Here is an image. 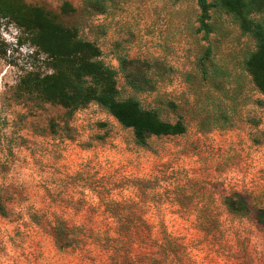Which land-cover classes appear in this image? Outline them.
I'll return each instance as SVG.
<instances>
[{
    "label": "rangeland",
    "instance_id": "obj_1",
    "mask_svg": "<svg viewBox=\"0 0 264 264\" xmlns=\"http://www.w3.org/2000/svg\"><path fill=\"white\" fill-rule=\"evenodd\" d=\"M23 1L96 43L118 71L121 99L134 96L187 129L140 147L96 103L70 114L21 94V77L50 69L0 15V264H130L108 240L117 237L111 202L137 206L160 242L185 245L192 264H264V224L223 204L240 192L264 208V95L245 69L255 42L220 0H209L208 35L197 0H102L104 13L93 0ZM120 57L145 63L154 90L129 88ZM62 220L80 240L61 250L51 227Z\"/></svg>",
    "mask_w": 264,
    "mask_h": 264
},
{
    "label": "trees",
    "instance_id": "obj_2",
    "mask_svg": "<svg viewBox=\"0 0 264 264\" xmlns=\"http://www.w3.org/2000/svg\"><path fill=\"white\" fill-rule=\"evenodd\" d=\"M101 2L93 0V5L104 13ZM220 2L242 33L255 42V50L247 58L245 69L256 89L264 95V0ZM197 5L201 11L199 30L208 35L212 32L208 22L212 4L209 0H197ZM0 15L10 19L30 37L37 50L46 55V68L50 69L47 73L32 70L21 77L18 85L21 94L61 105L70 114L96 103L124 128L131 129L134 142L140 147H147L151 137L177 136L186 132L182 119L176 122L164 120L158 110L144 108L134 96L121 99L117 69L107 65L101 58L99 46L82 38L76 28L64 26L44 8L27 5L23 0H0ZM119 63L128 87L135 93L154 90V81L147 72H143L145 63L125 57H120ZM223 204L232 215L255 216L259 223L264 224V208L252 206L240 192L226 195ZM107 212L118 220L117 237L108 240L117 242L127 251L130 264H163L164 261L165 264H192L185 245L170 239L160 242L153 226L142 218L137 206L111 202ZM0 214L5 216V209L1 208ZM78 230L63 220L51 227L61 250L79 242Z\"/></svg>",
    "mask_w": 264,
    "mask_h": 264
}]
</instances>
